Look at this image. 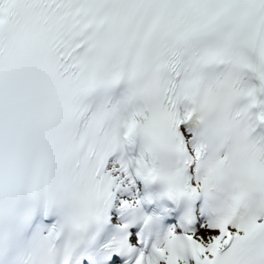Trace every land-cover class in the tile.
I'll return each mask as SVG.
<instances>
[{
	"label": "snow or ice",
	"instance_id": "snow-or-ice-1",
	"mask_svg": "<svg viewBox=\"0 0 264 264\" xmlns=\"http://www.w3.org/2000/svg\"><path fill=\"white\" fill-rule=\"evenodd\" d=\"M0 264H264V0H0Z\"/></svg>",
	"mask_w": 264,
	"mask_h": 264
}]
</instances>
